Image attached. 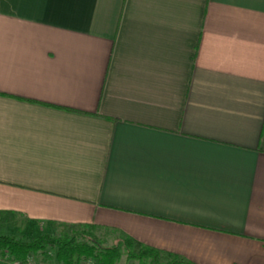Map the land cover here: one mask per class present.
<instances>
[{"label": "crops", "instance_id": "obj_1", "mask_svg": "<svg viewBox=\"0 0 264 264\" xmlns=\"http://www.w3.org/2000/svg\"><path fill=\"white\" fill-rule=\"evenodd\" d=\"M0 213L264 264V0H0Z\"/></svg>", "mask_w": 264, "mask_h": 264}, {"label": "trees", "instance_id": "obj_2", "mask_svg": "<svg viewBox=\"0 0 264 264\" xmlns=\"http://www.w3.org/2000/svg\"><path fill=\"white\" fill-rule=\"evenodd\" d=\"M87 226V225H86ZM126 243L127 256L133 259V264H187L177 256L168 257L164 262L161 252L146 245H137L131 238L123 237ZM137 247V253L134 248ZM55 253V257L62 264H78L80 259L91 257L98 264H116L122 255L121 246L102 247L96 240L85 239L76 241L68 235L51 236L41 233L30 239H22L14 235L0 232V250L2 258L10 256L20 264H26L30 254L44 253L46 250ZM0 264H2L0 262Z\"/></svg>", "mask_w": 264, "mask_h": 264}, {"label": "rangeland", "instance_id": "obj_3", "mask_svg": "<svg viewBox=\"0 0 264 264\" xmlns=\"http://www.w3.org/2000/svg\"><path fill=\"white\" fill-rule=\"evenodd\" d=\"M0 232L7 233L9 235H14L19 238L30 239L41 233H49L51 236L58 235H68L73 237L76 241H85V239L96 240L102 247H111L120 245L122 255L117 260L116 264H133L134 260L129 259L127 256L128 249L126 250V243L123 239V235L120 233L105 228H97L91 225H64L56 224L53 227H49L48 231H37L36 229H31L27 224L18 217L8 214L0 213ZM138 248H134V252L137 253ZM168 257L162 256L161 260L166 261ZM88 260H92L91 264H98L97 261L91 257L81 258L78 264H88ZM0 262L2 264H20L16 260H12L10 256L2 258L0 250ZM26 264H62L55 257V253L50 250H46L44 253L38 252L37 254H30Z\"/></svg>", "mask_w": 264, "mask_h": 264}, {"label": "built area", "instance_id": "obj_4", "mask_svg": "<svg viewBox=\"0 0 264 264\" xmlns=\"http://www.w3.org/2000/svg\"><path fill=\"white\" fill-rule=\"evenodd\" d=\"M93 261L92 260H88V264H91Z\"/></svg>", "mask_w": 264, "mask_h": 264}]
</instances>
